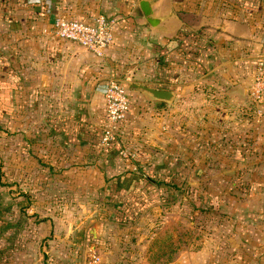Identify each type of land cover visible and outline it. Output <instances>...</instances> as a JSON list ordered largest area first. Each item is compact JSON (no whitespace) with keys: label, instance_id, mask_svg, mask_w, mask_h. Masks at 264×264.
<instances>
[{"label":"rangeland","instance_id":"obj_1","mask_svg":"<svg viewBox=\"0 0 264 264\" xmlns=\"http://www.w3.org/2000/svg\"><path fill=\"white\" fill-rule=\"evenodd\" d=\"M241 1L190 14L198 65L177 39L164 50L146 38L130 58L132 42L122 43L131 76L102 89L123 85L128 112L97 148L51 133L46 99L0 107V264H168L180 249L211 264H264V0H245L258 12L246 44L217 47L227 40L218 25L243 15ZM164 68L188 92L176 106L127 89ZM88 106L89 130L105 136L103 96Z\"/></svg>","mask_w":264,"mask_h":264},{"label":"crops","instance_id":"obj_2","mask_svg":"<svg viewBox=\"0 0 264 264\" xmlns=\"http://www.w3.org/2000/svg\"><path fill=\"white\" fill-rule=\"evenodd\" d=\"M138 1L0 0V107L6 110L15 104L20 108L23 105L34 108L41 106V99H46L54 111L50 116L59 111L68 116H76L83 108V116L86 117L87 104L89 108L95 109L98 99L102 98L103 81H117V75L131 76L128 72L126 75L121 74L124 70L118 61L124 62L127 59L123 55L126 48L122 43L132 42L128 46L130 49L125 51L130 58L128 53H133L130 51L131 45L139 48L141 43L147 41L146 38L160 46L176 39L182 41L187 31H193L191 29L195 27L198 29L196 24L189 23L190 14L217 16V10L210 2L214 0H150L154 16L162 18L156 27H151L142 16ZM248 5L247 1H241L238 12L243 15L218 25L227 39L217 43V47L225 45L224 53L231 54L239 42H248L243 40V34L256 26L251 20L252 15L248 14L258 13L256 7ZM56 14L70 18H87L97 14L113 16L116 22L112 44L102 57L97 58L73 43L54 38L48 29ZM193 67L188 69L193 77L198 76ZM170 68L161 69L157 81L153 79L155 83L146 85L173 92L171 103L154 102L166 109L179 104L181 96L188 94L184 90V82L178 80L180 76L175 72L167 74ZM189 97L192 98V95L186 96V99ZM202 253L200 250L180 249L168 264H211V260L203 257Z\"/></svg>","mask_w":264,"mask_h":264},{"label":"built area","instance_id":"obj_3","mask_svg":"<svg viewBox=\"0 0 264 264\" xmlns=\"http://www.w3.org/2000/svg\"><path fill=\"white\" fill-rule=\"evenodd\" d=\"M115 22L116 19L113 16L102 14L90 15L87 18L54 15L48 30L54 38L73 43L85 49L94 57L100 58L113 42ZM259 90H261V87ZM102 96L104 119L107 125L104 130L106 135L100 137L101 144L106 140L109 131L113 132L116 129L114 124L121 122L126 116L129 103L123 85L113 81L105 86ZM89 264H97V260L92 259Z\"/></svg>","mask_w":264,"mask_h":264},{"label":"trees","instance_id":"obj_4","mask_svg":"<svg viewBox=\"0 0 264 264\" xmlns=\"http://www.w3.org/2000/svg\"><path fill=\"white\" fill-rule=\"evenodd\" d=\"M105 15V14H102ZM105 16H111V15H105ZM198 42V34L195 33H189L186 34L184 39L182 41H180L179 44H181V49L183 48V46H186V49L183 50L184 53V57L188 58L187 54H189L191 56V58L189 59L191 62L195 63L196 65H198L197 61H198V52H199V48L198 45H196ZM183 44H187V45H183ZM165 46H163V49L165 50ZM202 72H204V70H202ZM157 81V78H156ZM78 111V110H77ZM80 113L76 116L78 117V119H76V117L74 115L72 116H63L60 114H56L54 116H50L48 117V119H46V122L48 123L49 127H50V132L51 133H61L62 134V142L63 143H72V144H84V143H89L90 145L91 142L95 141V148H97L98 143L100 141V136L99 133L96 131L94 132V130H89L88 128V119L87 116L84 117L83 113H84V109L81 108V110H79ZM83 122V123H82ZM88 124V125H87ZM94 134V135H93ZM101 153V149L98 150V153ZM97 154V153H96ZM155 184V183H153ZM156 185V184H155ZM195 207V206H194ZM197 208V207H196Z\"/></svg>","mask_w":264,"mask_h":264},{"label":"water","instance_id":"obj_5","mask_svg":"<svg viewBox=\"0 0 264 264\" xmlns=\"http://www.w3.org/2000/svg\"><path fill=\"white\" fill-rule=\"evenodd\" d=\"M138 6L142 13V16L149 24V26L156 27L158 23L162 20L161 17L154 16L150 0H139ZM127 89L136 90L141 94L145 95L153 102H163L165 104H169L171 103L174 97L173 92H171L170 90L153 88L137 82H130L129 84H127Z\"/></svg>","mask_w":264,"mask_h":264}]
</instances>
